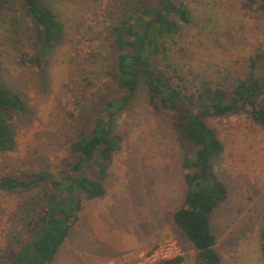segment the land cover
Returning a JSON list of instances; mask_svg holds the SVG:
<instances>
[{"label":"rangeland","instance_id":"obj_1","mask_svg":"<svg viewBox=\"0 0 264 264\" xmlns=\"http://www.w3.org/2000/svg\"><path fill=\"white\" fill-rule=\"evenodd\" d=\"M182 1L191 22L169 39L171 71L182 74L188 85L208 79L227 87L234 77L245 74L250 56L264 51V9L247 0ZM46 2L64 22L65 33L44 76L23 65L19 51L26 22L19 0H9L1 11L22 39L6 42L0 33V56L6 59L0 63V74L25 95L31 112L16 121L17 143L0 156V175H22L63 163L80 120L78 112L90 117L114 89L106 75L112 48L103 39L106 26L122 17L124 0ZM258 101L264 105V93ZM207 124L224 145L215 169L229 190L211 219L221 264H264L259 249L264 223V126L246 113L213 116ZM113 125L121 144L103 181L105 194L82 200L67 239L48 264H108L119 260L113 258L128 246H138L143 254L163 243L173 249L168 255L177 250L184 257L180 264H192L194 247L172 219L185 191V171L169 114L155 112L141 88ZM38 191L0 192V252L26 237L32 213L24 206Z\"/></svg>","mask_w":264,"mask_h":264},{"label":"trees","instance_id":"obj_2","mask_svg":"<svg viewBox=\"0 0 264 264\" xmlns=\"http://www.w3.org/2000/svg\"><path fill=\"white\" fill-rule=\"evenodd\" d=\"M8 2L0 0V33L6 42L20 38L17 29L1 16ZM247 2L264 9V0ZM19 4L26 22L19 51L23 65L44 76L64 37V22L46 0H19ZM123 7L122 17L106 26L103 39L105 46L112 48L106 75L114 89L90 117L85 111L78 112L80 120L71 134L68 158L52 169L0 175V192L39 190L24 206L28 214L32 213L26 237L17 238L14 246L0 252V264H48L53 260L77 220L82 200L105 194L103 181L121 144V135L114 130L115 117L141 88L155 112L169 114L183 152L185 191L172 219L194 247L192 264H221L211 219L227 200L229 190L215 169L224 145L207 119L246 113L255 124L264 126V105L258 101L264 93V51L250 56L245 74L234 77L227 87L208 79L188 85L167 62L169 39L191 22L188 7L182 0H124ZM1 62L6 63L4 56H0ZM29 112L25 95L0 74L1 157L15 148L16 121ZM38 207L41 210L36 215ZM259 243L264 260V223ZM183 260L178 255L151 264H180Z\"/></svg>","mask_w":264,"mask_h":264},{"label":"built area","instance_id":"obj_3","mask_svg":"<svg viewBox=\"0 0 264 264\" xmlns=\"http://www.w3.org/2000/svg\"><path fill=\"white\" fill-rule=\"evenodd\" d=\"M171 249L172 247L170 244L163 243L158 248L141 254L139 259L133 264H151L160 259L178 256L177 250L174 251L175 254L168 255Z\"/></svg>","mask_w":264,"mask_h":264},{"label":"crops","instance_id":"obj_4","mask_svg":"<svg viewBox=\"0 0 264 264\" xmlns=\"http://www.w3.org/2000/svg\"><path fill=\"white\" fill-rule=\"evenodd\" d=\"M212 225V222H211ZM145 250V249H144ZM122 251V252H121ZM142 249H140L138 246L134 247V246H128L127 248H125L124 250H120L118 252V256L113 258L116 259L118 258L119 260H115L113 262H107L108 264H128L131 261H134L135 259H139V256L141 254ZM122 253V254H121ZM136 260V261H137ZM135 261V262H136ZM134 262V263H135Z\"/></svg>","mask_w":264,"mask_h":264}]
</instances>
